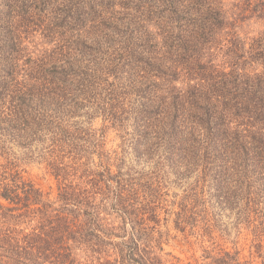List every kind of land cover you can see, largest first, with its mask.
Listing matches in <instances>:
<instances>
[{
    "label": "trees",
    "instance_id": "16d2710c",
    "mask_svg": "<svg viewBox=\"0 0 264 264\" xmlns=\"http://www.w3.org/2000/svg\"><path fill=\"white\" fill-rule=\"evenodd\" d=\"M108 126L151 172L112 171ZM13 145L58 194L0 163V264H167L145 239L164 174L192 179L180 231L213 199L264 234V0H0V155Z\"/></svg>",
    "mask_w": 264,
    "mask_h": 264
},
{
    "label": "rangeland",
    "instance_id": "374dc122",
    "mask_svg": "<svg viewBox=\"0 0 264 264\" xmlns=\"http://www.w3.org/2000/svg\"><path fill=\"white\" fill-rule=\"evenodd\" d=\"M91 124L93 128L105 125L100 117L92 119ZM129 127H126L127 132ZM128 138V135L116 128L109 126L105 128L104 149L115 158H111L112 171L115 172L116 165H119L123 172H130L137 177L151 172L153 167L150 163L135 158ZM6 159L15 162L22 174L47 194L50 200L56 199L58 183L43 164L27 158L24 151L15 145L3 156L0 155V163H5ZM95 161H98L97 156ZM191 181V178L182 181L177 180L172 174H164L161 185V193L164 195L162 209L159 210L158 231L148 229L150 236H146L145 239H150L152 245L159 243L158 245L163 249L161 255L168 260L167 264H210L213 256H216L221 249L230 252L239 251L241 261L261 264L260 255H264V234L255 229L259 219L250 213L249 221L246 215L241 213V206L233 208L230 205L218 204L211 199L210 202L205 203L206 207L197 206L198 214L193 220L194 226L189 224L185 226L184 231L175 227V213L178 212L182 197L189 189ZM111 219H115L114 216H111ZM120 224L123 230L118 232L119 235H123V239L126 240L132 238L131 223L127 221L124 224L115 219V225ZM147 225L152 226L153 223L149 222ZM136 233L134 230V238ZM114 240L121 239L116 237ZM140 241L143 243L144 239Z\"/></svg>",
    "mask_w": 264,
    "mask_h": 264
}]
</instances>
